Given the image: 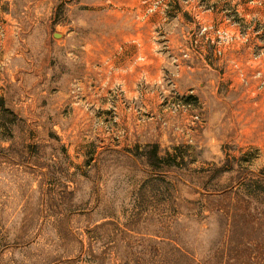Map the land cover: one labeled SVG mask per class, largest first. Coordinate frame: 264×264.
<instances>
[{
    "label": "rangeland",
    "instance_id": "1",
    "mask_svg": "<svg viewBox=\"0 0 264 264\" xmlns=\"http://www.w3.org/2000/svg\"><path fill=\"white\" fill-rule=\"evenodd\" d=\"M143 1L0 0V264H126L172 252L163 239L264 264V93L184 60L201 121L164 110L153 81L181 47L153 43ZM236 1L264 20V0ZM189 8L185 23L220 18ZM240 44L226 56L241 46L264 72V37Z\"/></svg>",
    "mask_w": 264,
    "mask_h": 264
},
{
    "label": "built area",
    "instance_id": "2",
    "mask_svg": "<svg viewBox=\"0 0 264 264\" xmlns=\"http://www.w3.org/2000/svg\"><path fill=\"white\" fill-rule=\"evenodd\" d=\"M177 1L178 5H184V8H177V3L166 5L162 0H157L152 5L143 1V4L148 6L146 14L154 13L156 9L161 13V22L154 27L153 43H177L178 49L181 47L178 50L180 55L170 56L171 62L168 64L173 70L162 69L161 77L153 81V84L160 88L161 107L173 113H190L192 122L201 121L191 100L192 96L180 93L175 83L179 70L186 68L185 61L192 59L202 63L205 69L218 68L219 75L222 74L230 89H243L256 99L260 98L259 94L264 93V72L260 68L247 71L241 61L226 56V48L229 49L234 43L246 46L245 44L251 43L254 38L261 41L264 37V20L245 14L236 0ZM194 1L203 14L218 15L220 18L183 22L184 14L191 15L189 5ZM245 1L249 5H261L260 0ZM252 58L254 61L263 59L264 46L255 49ZM180 59L185 64H181ZM144 80L148 79L144 77ZM163 86L166 87L165 90Z\"/></svg>",
    "mask_w": 264,
    "mask_h": 264
},
{
    "label": "trees",
    "instance_id": "3",
    "mask_svg": "<svg viewBox=\"0 0 264 264\" xmlns=\"http://www.w3.org/2000/svg\"><path fill=\"white\" fill-rule=\"evenodd\" d=\"M147 164L156 168L160 159L156 155V147L149 152V156L146 158ZM218 215L225 216L223 210H216ZM161 245L170 246L171 251L164 253L162 256L156 254L147 259H130L126 264L133 262V264H244L245 257L239 251L240 243L233 245L232 249H227L225 245H220V249H216L211 252L209 256L204 258H198L194 253L183 249L179 241L163 239L160 242ZM141 262V263H139Z\"/></svg>",
    "mask_w": 264,
    "mask_h": 264
},
{
    "label": "crops",
    "instance_id": "4",
    "mask_svg": "<svg viewBox=\"0 0 264 264\" xmlns=\"http://www.w3.org/2000/svg\"><path fill=\"white\" fill-rule=\"evenodd\" d=\"M245 14H249L247 12H244ZM255 15V14H254ZM217 19V18H216ZM161 22V18L155 23V25H158ZM230 27V26H228ZM231 28V27H230ZM261 41L258 38H254L252 40L251 43H254V46H257ZM230 56H232L233 58H237L239 61H241L243 64H246V62L248 63V59L249 56L246 54V52L244 51L243 47L239 46L237 47V49H231V51H229ZM259 99V98H258ZM261 99V98H260ZM247 102V101H246ZM245 101L239 102L237 103L239 106H241L240 108L242 109H252V104H250L249 102L246 103Z\"/></svg>",
    "mask_w": 264,
    "mask_h": 264
}]
</instances>
